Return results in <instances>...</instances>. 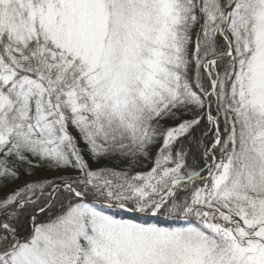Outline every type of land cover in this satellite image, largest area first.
Here are the masks:
<instances>
[{"label": "snow or ice", "instance_id": "snow-or-ice-1", "mask_svg": "<svg viewBox=\"0 0 264 264\" xmlns=\"http://www.w3.org/2000/svg\"><path fill=\"white\" fill-rule=\"evenodd\" d=\"M0 264H264V0H0Z\"/></svg>", "mask_w": 264, "mask_h": 264}, {"label": "trees", "instance_id": "trees-1", "mask_svg": "<svg viewBox=\"0 0 264 264\" xmlns=\"http://www.w3.org/2000/svg\"><path fill=\"white\" fill-rule=\"evenodd\" d=\"M222 43V41H221ZM186 119H190V116L184 117ZM171 121L166 122L165 126H169ZM207 133V135H205ZM213 138V134L210 131V126L207 123V120L201 122V124L195 129L191 136H189L185 141H183V147L187 152V162L190 165V170L199 171L200 168L204 167L206 161L204 158V150L206 146H209ZM156 149L153 148L150 156L148 158H140L137 161L133 162L134 170L136 171H147L153 164L155 158ZM108 164L111 166L109 162L102 161L100 166H104ZM55 172L54 170H49L47 165H40L39 168L35 170V177H39L42 175H49L50 173ZM52 179V178H45ZM19 183V181H18ZM43 203L28 207L24 210V212L20 215L19 218V228L21 234H28L32 228V216L35 215L36 223L44 222L51 213L47 210L44 213H40L38 209L43 207ZM55 211V209H53Z\"/></svg>", "mask_w": 264, "mask_h": 264}, {"label": "rangeland", "instance_id": "rangeland-1", "mask_svg": "<svg viewBox=\"0 0 264 264\" xmlns=\"http://www.w3.org/2000/svg\"><path fill=\"white\" fill-rule=\"evenodd\" d=\"M62 174H64V173H57V172L55 171V172L50 173V174L47 175V176L42 175V176H40V178H52V179H54L56 176H58V175H62Z\"/></svg>", "mask_w": 264, "mask_h": 264}]
</instances>
